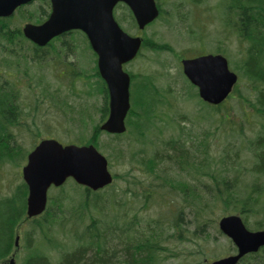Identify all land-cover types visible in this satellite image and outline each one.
<instances>
[{
    "label": "trees",
    "instance_id": "obj_1",
    "mask_svg": "<svg viewBox=\"0 0 264 264\" xmlns=\"http://www.w3.org/2000/svg\"><path fill=\"white\" fill-rule=\"evenodd\" d=\"M222 4L226 11L224 19L236 33L237 40L234 67L238 80L232 91L219 104L207 103L180 72L184 83L181 87L185 94L183 99L193 100L203 108L199 111V119L212 117L211 124L200 133L181 125L182 120L163 117L162 112L172 110L168 100L171 93L157 88L149 75L130 72L131 105L125 120L126 130L121 133L100 130L99 124L108 113V93L96 65L88 68L93 72L88 75V69L65 62L64 46L56 48L52 42L46 48L40 47L26 40L20 29L9 27L7 22L12 15L0 17V168L22 153L16 135L10 131L13 126L23 125L20 119L23 120L26 108L22 81L15 78L17 73L25 65L23 73L29 81L33 79L34 89L39 90L33 96L42 103L46 94L40 87L44 79L41 72L49 63L45 61L43 49L57 57L65 49L60 69L52 63L49 67L56 66L58 77L62 74L71 78L68 84L83 83L85 77L94 75V85L101 97L97 108L99 119L92 131L85 135V126L81 127L83 130L71 133L75 135L72 142L91 143L106 151L109 168L114 161L125 157L126 151L130 170L136 167L144 173L139 180L133 176L128 181L125 177L130 172H125L121 178L127 182L124 188L114 185L116 174L111 184L98 190L73 180L82 188L78 204L65 203L68 197L65 183L52 186L50 189L58 190V194L51 196L49 193L45 211L31 218L25 215L27 188L21 179L11 194L0 196V264L12 252L14 235L22 220L33 225L24 237L26 254L16 264H163L176 254L174 249L178 246L173 245L190 242L194 243L195 252L185 255L181 263L189 257L192 261L198 255L203 259L186 264H209L204 259L206 250H211L206 228L221 234L213 217L215 211L221 216L240 215L248 229H264V0H224ZM37 8L35 22L44 15L43 6ZM124 9L131 19L130 24L134 25L131 12L126 6ZM160 16L161 10L158 18ZM76 34L72 32L70 38ZM149 39H144L142 48ZM71 45L74 49V44ZM150 47L156 52H172L166 44L153 43ZM220 48L218 46L216 51L222 50ZM79 53L76 55L78 61L82 59ZM28 69L36 70L34 78ZM29 88L33 90L32 84ZM231 100L240 104L237 111L243 112L244 117L252 116L254 128L246 132L241 123L232 122ZM244 106L253 110L245 112ZM181 117L188 118V115ZM165 132L168 136L161 138ZM102 133L107 136V142L100 140ZM146 133L149 135L144 142L142 138ZM152 135L157 142H153ZM123 140H127L126 149ZM155 209L157 213L151 216L149 211ZM53 241L58 248L53 247ZM234 249L230 243L229 250ZM51 250H58L54 259L50 256ZM15 257L19 258L18 252ZM239 264H264V247L245 255Z\"/></svg>",
    "mask_w": 264,
    "mask_h": 264
},
{
    "label": "rangeland",
    "instance_id": "obj_2",
    "mask_svg": "<svg viewBox=\"0 0 264 264\" xmlns=\"http://www.w3.org/2000/svg\"><path fill=\"white\" fill-rule=\"evenodd\" d=\"M223 1L224 0H202L195 2L192 0H157L161 7L162 16L142 30H138L135 24H130L129 21L131 19L126 14L127 10L124 9L123 5H118L114 12L121 27L129 34L132 36H141L143 39L150 38L147 43L145 42V47L141 49L138 57L128 64H124V68L130 73L137 75L142 73L147 74L155 80L157 88L168 90L171 93V97H169L168 100L172 105V110L168 112L170 114L162 112L163 117H169L170 120L178 122L182 120L181 125L192 127L198 133L211 124L212 117L206 120L199 119V111L203 108L195 104L193 100L183 99L185 94L181 90L184 83L180 73V60L181 58L192 57L203 53H216V49L219 46L222 50L217 53L226 56L230 68L235 71L234 61L236 60V56L234 54L237 52L236 33H234L230 25L227 24L224 19L226 17V11L225 5L222 4ZM40 5L43 6L45 12L48 11V7L44 3L39 2V0L21 6L7 22L10 25L9 27L11 29L18 28L21 30L25 23H34V19L37 18L39 13L35 11V9L39 10L37 6ZM76 35L77 36L68 38V40L72 42L71 44H74V51L69 55L68 59H72L74 62L73 64H78L83 70L88 68L91 69L94 65L92 62L91 64L87 63L88 50L84 52L81 51L84 50V48H82V39L78 34ZM153 43L166 44L172 52L153 51L150 47ZM54 44L56 48L59 47V42H55ZM75 45L77 46L75 47ZM63 52L60 57H57L51 52H45V61L48 60L49 63L46 69L44 67L41 72L44 79L40 87H42V89L44 88L43 90L46 94V98L43 99L42 103L40 100H35L33 96V93L39 90L34 89L33 79L29 81L28 76L23 73L25 65L23 69L21 68L17 73V77H15L20 78V81H22V97L26 103V108L23 109V120L20 119L23 125L19 128L13 126L10 131L16 135V142L20 145L22 153H18L13 162H5L2 164L0 168V196L11 194L15 186L21 182V167L26 160V158L22 159L25 156V151H29L40 139L54 138L62 143H70L73 138H75V135L71 133L75 131L78 133L80 128L85 126L84 134L87 135L92 131L93 125H95L99 119L97 108L100 105L101 97L94 85L96 82L94 75L85 77L83 83L76 81L75 84L67 83V80L71 81V78H67V75L66 78L65 75L62 74L59 77L56 75L59 71L55 69H60V66L63 65L60 63V61H63L61 59L63 57ZM77 52H80V57L82 54V59H80L81 62L78 61L76 57ZM51 63L52 65L57 64V68L56 66L49 67ZM20 66H22V63ZM12 68L14 69V65H12ZM89 69L87 71L88 75L93 73H91ZM34 71L36 70L28 69V72L32 73L31 76H33V78ZM22 75L24 76L22 77ZM61 81L62 83L60 84ZM30 84H32V88L35 91L32 89L30 90ZM243 90L245 91V88ZM231 102V107L233 108L230 112V118L232 122L241 123L240 126H242L246 132H248L250 128H254L255 124L252 122V116L247 115L244 117L243 115L245 114L243 112L237 111L239 110L238 107H240V104H236L234 100H231ZM230 103L228 105H230ZM244 110L245 112H251L253 109L244 106ZM183 114L188 115L190 121L186 117H181ZM193 114H195V116H193ZM156 120L159 121V119ZM151 131H153V129ZM167 132H165L161 138L167 137L169 133ZM148 135L149 134L146 133L144 138H142L144 142L147 141ZM150 137L153 139V142H157L154 135ZM100 140L102 142H107L108 138L105 133L101 134ZM123 141L125 142L124 148L126 149L127 140ZM136 145L137 147L139 146L138 143H136ZM100 151L107 157L106 151ZM127 157L128 153L125 151V157L114 161L112 166H110V171L113 176L115 174L117 175L116 180H114V185L116 187L124 188L127 183L126 179L130 181V178L135 176L137 180H139V178H142L144 175L139 168L135 167L133 170H130ZM125 172H130V174L128 173V175H126V179H121ZM64 189L68 194L65 203L78 204L81 197L79 193H81L82 188H80V186L78 187V185L69 178L65 182ZM52 190L49 189L48 194L50 193L51 196L58 194V190ZM107 192H109V190H107ZM90 198H92V196ZM149 213L152 216L157 213V210L155 209L154 212L149 211ZM220 216L219 212L215 211L213 214L215 223H217ZM32 225L30 221L22 220L17 226L19 245L14 250L19 253V258L16 259V262L17 260L20 261L26 254L27 249L24 247V237L25 233L30 231L29 229ZM206 231H209L210 239H208V243L211 249L206 250L207 256L204 258L206 262L233 252L229 250L231 242H229L224 235L220 233L215 234L213 230H208L207 228ZM34 237L38 238V236L35 235ZM58 237H60V233H58ZM55 241H53V247L57 246ZM193 244L194 243L190 242L188 244L173 245L178 246L174 249L176 254L167 258L163 264H186L190 261V257L185 259L183 263L181 262L185 255H190L195 252L194 248L196 249V247H194ZM57 254L58 250H51L50 256L54 259ZM9 258L10 255L7 257V260ZM199 258L203 259L202 256L196 255L190 262Z\"/></svg>",
    "mask_w": 264,
    "mask_h": 264
},
{
    "label": "water",
    "instance_id": "obj_3",
    "mask_svg": "<svg viewBox=\"0 0 264 264\" xmlns=\"http://www.w3.org/2000/svg\"><path fill=\"white\" fill-rule=\"evenodd\" d=\"M31 0H0V16H8L15 8ZM117 2L131 10L138 28L142 29L158 15L155 0H50L51 10L40 24L26 23L23 34L37 45L71 29L81 30L97 55V68L108 91V115L101 130L121 133L130 107V76L122 65L138 52L141 38L126 33L113 16ZM182 71L197 87L199 97L210 104L222 102L237 80L221 54H202L181 60ZM68 177L78 184L97 189L109 184L112 175L106 157L93 145L61 144L53 138L41 139L27 154L22 178L27 185L28 216L45 209L47 190L59 186ZM222 233L228 236L237 252L214 259L210 264H236L239 258L264 245V230H248L236 214L222 216L218 221ZM18 236L15 238L17 244ZM9 264H13L10 258Z\"/></svg>",
    "mask_w": 264,
    "mask_h": 264
},
{
    "label": "flooded vegetation",
    "instance_id": "obj_4",
    "mask_svg": "<svg viewBox=\"0 0 264 264\" xmlns=\"http://www.w3.org/2000/svg\"><path fill=\"white\" fill-rule=\"evenodd\" d=\"M33 1H35V0H31L30 2H28V3H31V2H33ZM193 1V0H192ZM39 2H41V3H44L47 7H48V11L47 12H45V10H44V15L43 16H41V18L39 19V20H37L36 22H34V23H36V24H39V23H42L44 20H46V18L48 17V15H49V12H50V10H51V3H50V0H39ZM195 2H197V1H195ZM28 3H25L26 5L28 4ZM156 3H158L157 2V0H156ZM120 4V2H118L116 5H115V7H114V12H115V8L118 6ZM122 5L123 6H125L124 5V3H122ZM21 6H24V5H21ZM20 6V7H21ZM16 8H18V7H16ZM69 32H71L70 34H68ZM72 32H74V33H78V35H79V37L82 39V42H83V47L82 48H84V50H81V51H85V50H88V56H87V63L88 64H91V62L93 63V65L96 63V56H95V53H94V51L92 50V48H91V46H90V44H89V42H88V39H87V37H86V35L83 33V32H81L80 30H70V31H66V32H64V33H62L61 35H59V36H56V37H54V38H52L48 43H46L44 46H40V47H43V48H46V47H48V46H50L51 44H52V42H59V46L60 45H62V46H64L65 48H66V50H65V56H64V58L66 59L65 60V62H67V63H69V64H73L74 62H73V60L71 59V60H69L68 58H69V56L68 55H70V54H72V52H73V48H72V45L70 46V44H71V42L68 40V38H70V36L72 35ZM22 33V35H23V37L26 39V40H28L25 36H24V34H23V32H21ZM63 40V41H62ZM66 45H64V44ZM71 47V48H70ZM45 52H47V49H43ZM91 60V61H90ZM74 65V64H73ZM7 261V256H6V258H5V260H4V262H2V263H5Z\"/></svg>",
    "mask_w": 264,
    "mask_h": 264
}]
</instances>
